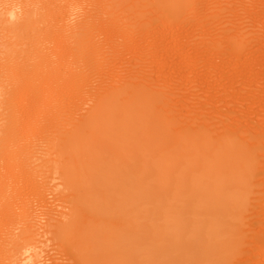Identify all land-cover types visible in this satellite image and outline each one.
Returning a JSON list of instances; mask_svg holds the SVG:
<instances>
[{"label": "rangeland", "instance_id": "1", "mask_svg": "<svg viewBox=\"0 0 264 264\" xmlns=\"http://www.w3.org/2000/svg\"><path fill=\"white\" fill-rule=\"evenodd\" d=\"M94 1L38 0L36 6L32 1L38 13L42 12L38 26L45 49L54 56V62L48 68L50 71L47 70L49 73L44 71L36 76H41L40 79L32 76L33 88L22 89L23 93L15 86L7 91L13 93L17 112L10 119L14 121L11 131V126L3 127L14 137L12 146H17L9 153L11 159L7 157L10 141L7 151L2 150L5 156L1 158L7 166L1 161L0 254L6 245L12 247L16 237L30 229L33 238L24 242L29 247L25 255L35 252V264H79L80 261L81 264L86 262L87 253L98 259L86 264H164L169 242L178 245L181 240L188 242L194 237L201 242L189 245L192 252L196 247L209 248L214 237L217 241L219 237L226 238L233 248V257L221 264H264V0H184L183 9L176 16L156 8L149 10L147 6H137L146 7L144 12L130 10L126 14L121 13L120 7L110 8L113 12L118 10L112 16H94L90 22L85 40L89 46L85 45L89 51H85L89 54L87 59H73L70 25L83 18ZM135 14H139L137 19ZM32 31L36 33V29ZM138 89L164 94L168 99L165 110L170 111L168 117L177 124V132L199 130L208 133L211 140L229 136L248 148H260L252 164L256 172L250 179L242 207L229 202L220 209L204 204L199 207L192 204L195 192L186 183L173 203L185 204L183 226L187 227L181 226L183 236L178 237L176 226L177 233L170 238L168 232L174 223L168 217L170 200L166 184L172 175L146 179L144 191L140 190L143 201L136 206L130 188L120 184L116 170H98L96 164L87 167L79 184L71 177L73 188L72 185L68 188L57 174L15 175L19 164L10 161L19 150L23 148L27 153L32 152L30 155L46 158L52 152L51 148L47 151L46 141L51 145L57 138L55 142L61 143V136L65 138L78 128L83 131L87 120L96 117L102 127L98 126L99 137L107 140L110 132L103 128L107 121L103 114L93 110L94 105L111 93L127 97ZM52 137L55 139L51 141ZM72 151L76 154L77 147ZM107 159L108 163L112 162V155ZM217 173L222 176V172ZM151 194L154 200L145 198ZM72 207L80 211L79 220L83 221L78 223L87 231L77 226L86 234L78 228L82 234L77 230L73 237L66 233L56 236L52 225L56 221L65 222ZM131 207L136 209L132 212ZM128 219L132 222L126 223ZM197 250L199 253L200 249ZM181 263L187 264L176 261Z\"/></svg>", "mask_w": 264, "mask_h": 264}, {"label": "bare ground", "instance_id": "2", "mask_svg": "<svg viewBox=\"0 0 264 264\" xmlns=\"http://www.w3.org/2000/svg\"><path fill=\"white\" fill-rule=\"evenodd\" d=\"M32 1L36 6L38 0H0V123L3 124L1 125V128H4V131L1 129V132L0 130V153L2 150L5 152L7 151L6 148L8 147L10 141L11 147L7 148L9 152L8 154L6 153L9 159H11L9 157V153L11 154L14 152L13 150L17 145L15 144L12 146V144L15 143L13 139L14 137H10L8 130H6L3 126L7 125V128L8 126H11L9 129L13 127L14 124L12 125V123L14 121H10V119L14 118L13 116L17 111L13 102L14 98H12L13 93L10 94L7 91L10 90L9 88H14L15 86L16 89H20L18 90L20 92L22 89L23 91L24 89L27 90V87L32 86L34 83V78H32V76L36 77L39 73L42 75V72L44 71L47 73L50 71L48 68H50L54 62L52 59L54 56H50L51 54H48L46 50L47 48L45 49V41H43L44 43L42 42L43 34L41 33V30L38 26L39 18L42 12L38 13L39 10L35 8V6L32 4ZM94 2L95 4L92 5V9L82 16L83 18L70 25L71 34L69 35L72 40H70L69 44H71L70 46L72 49H69H71L74 53L71 50L69 51L72 52L73 56L70 55V57L73 59L83 60L87 59L86 56L89 55V51H87L89 46H87V41L85 40H88L87 32L89 31V27L91 25L90 22L94 16L97 17L103 14L112 16V14L114 15V12H116L118 9L113 12L110 10V8L114 9L115 7H120L122 9L121 13L123 14H126L125 12H129L130 10H133L134 13H140L142 10L143 12L145 11L146 7L143 9H138L137 6H147L149 10L150 8H156L157 11L160 9L165 14L176 16L179 15L180 10L183 9L181 7L184 6L183 2L185 1L96 0ZM138 15L139 14H135L136 19L138 18ZM108 21L109 20H107V22ZM32 28L36 29V33H33L34 31H32ZM44 40H46L45 37ZM44 49L46 51H44ZM85 51L88 52L87 55ZM89 57H91V55ZM39 58V62L36 61ZM40 77L38 76L36 78L40 79ZM33 86L31 88H33ZM124 95L126 94L111 93L106 95L103 99H100L99 102H96L94 105L93 110L98 115L103 114L107 121L106 125L104 124L105 126L103 127L107 132H110V134L107 133V140L99 137L98 133L101 132L100 129L102 127L100 126L99 121H96V117L94 120H87L83 125L85 131L84 129L83 131H80L77 127L78 129L70 132V134L67 133L68 135H65L67 137L64 138V136H61L63 137V140L61 141L58 139L61 141V143L55 142L57 139H55L56 136L54 138L52 137L51 139L49 138L51 141L52 139H55V143L50 141L51 145H49L48 141H46L47 145L49 146H47L49 149L46 150L48 152L50 148L52 150V152L50 151L49 153L45 152V154L47 153L48 155L46 158L35 154L30 155L32 152L27 153V150L24 151V149L21 147L22 149L18 151V154L16 153V157L14 153L15 158H12L13 160L10 161H14L15 165L19 164L18 168L15 166L17 168L15 175L19 176L27 173L30 176L41 175L46 177L47 174L54 176L57 174L58 177L60 176L65 181L66 186L69 188L72 185V180H74L76 184L80 183V179L83 181L82 175L84 173L86 174L87 167L89 165L96 164L98 166L96 167L95 165L94 168L96 167L98 170H116V173L120 177V184L126 185L130 188L131 192H129L131 193L134 206H136V203L140 202V200L143 201L142 191L144 190L142 189L145 186L146 179H149L152 176L163 177L172 175L176 178H172L171 176L168 184H166L167 188L165 187L168 199L170 200V206L168 208V212L170 214L168 217L171 218L175 225H173L171 230L168 232V236H170V238H172L173 233L176 232V226L178 231L177 236H183V228H181V226L184 224L183 217L185 215V211L183 208L185 207V204L182 202H178L176 204L175 202L173 203V201L177 194L183 192L186 183L188 185L191 184L195 192V195L191 200L192 204L195 203L199 207H201L200 204H204L207 206H218L220 209L225 208L226 205H229L228 202L231 205L238 207H242L246 203L245 194H247L246 192L248 191L250 179L256 172V170H254L255 167L253 168L252 164L258 156L257 153L259 152L260 148H248L246 146L247 144L244 145L237 138L229 136H223L217 140H211L212 137L210 138L208 133L199 130H194L192 132L187 131L186 133L177 132V124L172 122L168 117L170 111L165 110V106H167L166 100L168 99L165 98L164 94L162 95L138 89L134 90L131 94H128L127 97ZM103 116L101 115L100 117ZM54 118L56 117L54 116ZM98 126L101 128L99 129ZM10 131L11 129L9 132ZM61 137L59 136V138ZM19 147L17 148L19 149ZM74 147H77L76 154L72 151V148ZM35 149H37V147ZM3 151L2 154H0V165H5L6 163V161L4 162V158L3 160L1 158L5 156V152ZM109 155L110 157L112 155L113 161L108 163V159L106 160V158ZM11 157H13V155H11ZM1 161L4 163L1 164ZM91 170L94 171V169ZM0 172H2V170ZM217 172H222V176L219 177ZM89 173L87 175H89ZM71 177L73 179L70 181ZM123 178H129V180L125 181ZM149 181H151V179ZM84 182L86 183V181ZM161 186H163V184H161ZM73 187L74 185H72L71 188ZM145 198L154 200L152 194L151 196H145ZM202 200H206V202L203 203ZM131 208L132 212L134 209H136L135 207ZM70 210V213L66 215L67 218H65V222L60 221L56 223V220L53 221L56 222L54 225H52L54 227L52 228L55 231L56 236L60 235L58 237L63 236L62 234L65 233L70 234L69 237H73L74 233H77V230L79 232L80 228L77 225L83 221H81V219L79 220L78 215H80V213L78 214V212L80 211L78 208L75 209L74 207H72ZM209 211L207 212L209 213ZM132 212L131 220L133 221L134 214ZM221 214H223V211ZM92 215L93 214H90V216ZM224 218L223 220H225ZM102 219L103 217L101 220ZM131 220H126V223L132 222ZM27 222L29 223L30 220ZM183 227H187V225H184ZM83 231L86 232L87 230H84L83 228ZM83 231L80 229V232L86 234ZM79 233L77 235L82 234ZM78 237L77 240L81 238ZM187 237L189 236L187 235ZM32 238L33 236L30 232V229L17 236L12 247H9L8 245L4 247L3 253L0 254V264H35L33 261L36 257L35 252L31 255H25L29 247H27L24 242L31 240ZM216 239L217 238L215 237L214 239H209V248L203 250L201 249L202 247H196V251L193 252L190 250L189 245H193L192 243H195L196 245L199 244L201 241L197 237H194L193 240H189L188 242H183L181 240V243L178 245L170 240L171 243L169 242L165 251L168 259L167 261L165 260L164 264H176V261H184L187 264H221V262L223 263L226 260L232 259L233 248L231 245H229V242L225 241L226 238L219 237L220 240L218 241ZM197 248L200 249V254L198 253ZM145 250L143 253L147 251ZM158 251L160 250L158 249ZM85 255V259L83 258L86 261H83L85 264L87 262H95L96 258L93 259L94 257L92 258V254V256H89L88 253L87 256ZM102 256L103 255H100V257ZM97 257H99L98 254ZM83 262L81 264H84Z\"/></svg>", "mask_w": 264, "mask_h": 264}]
</instances>
